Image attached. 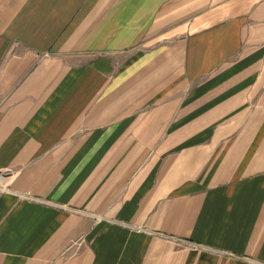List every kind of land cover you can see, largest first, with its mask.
Listing matches in <instances>:
<instances>
[{
  "label": "crops",
  "instance_id": "obj_1",
  "mask_svg": "<svg viewBox=\"0 0 264 264\" xmlns=\"http://www.w3.org/2000/svg\"><path fill=\"white\" fill-rule=\"evenodd\" d=\"M0 264H264V0H0Z\"/></svg>",
  "mask_w": 264,
  "mask_h": 264
},
{
  "label": "rangeland",
  "instance_id": "obj_2",
  "mask_svg": "<svg viewBox=\"0 0 264 264\" xmlns=\"http://www.w3.org/2000/svg\"><path fill=\"white\" fill-rule=\"evenodd\" d=\"M3 188V186L2 185H0V189H2Z\"/></svg>",
  "mask_w": 264,
  "mask_h": 264
}]
</instances>
